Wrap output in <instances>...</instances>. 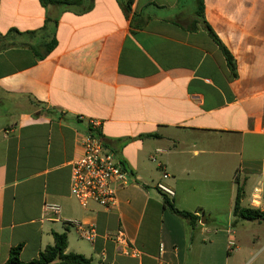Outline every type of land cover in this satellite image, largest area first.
<instances>
[{
    "label": "crops",
    "instance_id": "1",
    "mask_svg": "<svg viewBox=\"0 0 264 264\" xmlns=\"http://www.w3.org/2000/svg\"><path fill=\"white\" fill-rule=\"evenodd\" d=\"M199 1L134 0L127 10L125 0H0V264L19 246L22 263L37 259L54 233L67 234V254L94 264H248L264 255L254 231L264 221L233 213L238 187L244 207L264 211V0H204L203 18ZM91 119L103 121L106 149L133 178L110 208H83L70 194ZM70 221L94 226L95 240ZM119 232L136 254L114 241Z\"/></svg>",
    "mask_w": 264,
    "mask_h": 264
},
{
    "label": "built area",
    "instance_id": "2",
    "mask_svg": "<svg viewBox=\"0 0 264 264\" xmlns=\"http://www.w3.org/2000/svg\"><path fill=\"white\" fill-rule=\"evenodd\" d=\"M88 132L81 143L80 155L71 164V196L83 207L97 204L110 208L116 203L117 191L120 187L129 186L133 182L130 172L125 170L116 160L115 154L108 151L104 144L103 121L91 119ZM10 129L4 130L6 137ZM161 151H156L151 157L156 162ZM168 175L165 174L164 178ZM157 188L167 196H174L171 188L162 182ZM46 210L55 216H60L61 207L46 205ZM66 226L77 228L80 237L88 242L96 238L94 226H87L80 221H70ZM119 245L126 246L127 253L136 254L122 232L113 238Z\"/></svg>",
    "mask_w": 264,
    "mask_h": 264
},
{
    "label": "trees",
    "instance_id": "3",
    "mask_svg": "<svg viewBox=\"0 0 264 264\" xmlns=\"http://www.w3.org/2000/svg\"><path fill=\"white\" fill-rule=\"evenodd\" d=\"M134 0H125L127 10H130L131 5ZM44 7L48 6H64V7H80L83 4V0H40ZM204 13V0L199 1L197 15L203 18ZM210 35L214 41L222 48L228 65L233 73L236 72V64L228 52V50L222 45L218 37L214 34L210 27H207ZM56 47V40L53 39L50 43L46 45V53H50ZM237 182V178H236ZM244 198V189L238 187L237 197L234 205V216L239 220L244 221H264V211L256 209L253 207H244L242 205V200ZM165 205L170 208L172 212L178 216L186 219H190L192 222H196L197 218L188 212L182 211L175 206V204L165 197ZM54 244L48 246L43 252L40 253L37 259L27 263V264H94L92 259L87 258L80 254L66 253L68 247V236L66 233L58 234L54 233ZM20 251L21 246L14 248L10 252V258L7 264H24L20 261Z\"/></svg>",
    "mask_w": 264,
    "mask_h": 264
},
{
    "label": "rangeland",
    "instance_id": "4",
    "mask_svg": "<svg viewBox=\"0 0 264 264\" xmlns=\"http://www.w3.org/2000/svg\"><path fill=\"white\" fill-rule=\"evenodd\" d=\"M253 223L256 224V226L259 225L258 222H253ZM254 231H257L259 235L264 234V223H261L260 226H258ZM237 232H239L237 235L238 242H241L242 245H246L247 244L246 237L244 236L242 229H239ZM262 244H264V241L262 242ZM263 262H264V255L259 259H257L256 261L252 260L251 262H248V264H264Z\"/></svg>",
    "mask_w": 264,
    "mask_h": 264
}]
</instances>
